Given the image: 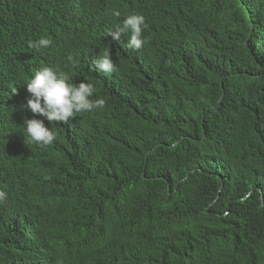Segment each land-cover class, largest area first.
Returning <instances> with one entry per match:
<instances>
[{"label": "trees", "instance_id": "trees-1", "mask_svg": "<svg viewBox=\"0 0 264 264\" xmlns=\"http://www.w3.org/2000/svg\"><path fill=\"white\" fill-rule=\"evenodd\" d=\"M137 12L145 52L109 35ZM45 66L106 105L41 146ZM0 191V264H264V0H0Z\"/></svg>", "mask_w": 264, "mask_h": 264}, {"label": "clouds", "instance_id": "clouds-1", "mask_svg": "<svg viewBox=\"0 0 264 264\" xmlns=\"http://www.w3.org/2000/svg\"><path fill=\"white\" fill-rule=\"evenodd\" d=\"M119 17L118 11L113 13ZM157 26L146 25V18L142 13H132L127 15L122 24L117 26L115 31L109 33L111 38L122 41V36H127V47L137 51L151 50L152 45L147 43L145 34L158 31ZM150 38V37H148ZM115 41V48L118 47ZM52 40L47 36H40L31 46L40 49H47L51 46ZM116 54V52H115ZM118 60V58L116 57ZM92 66L94 71L97 68L105 73H112L116 70L114 56L111 51H104ZM26 90L29 93L26 104H21V108H27L33 114L27 115L24 120L26 137L37 145L48 146L54 142L55 133L51 129L57 124L67 123L70 118L77 114L90 113L96 109H103L106 105L104 98L94 95L93 84L81 81L78 84L71 83L70 77L62 70L51 66H45L36 71L27 79ZM17 90H13L15 94ZM38 114V115H37ZM6 198V194L0 191V201ZM263 198V197H262Z\"/></svg>", "mask_w": 264, "mask_h": 264}, {"label": "bare ground", "instance_id": "bare-ground-1", "mask_svg": "<svg viewBox=\"0 0 264 264\" xmlns=\"http://www.w3.org/2000/svg\"><path fill=\"white\" fill-rule=\"evenodd\" d=\"M211 10V9H210ZM204 13V12H203ZM217 14V13H216ZM250 82V81H249ZM245 84V83H244ZM260 90V89H259ZM241 117V116H240ZM150 118V117H149Z\"/></svg>", "mask_w": 264, "mask_h": 264}, {"label": "water", "instance_id": "water-1", "mask_svg": "<svg viewBox=\"0 0 264 264\" xmlns=\"http://www.w3.org/2000/svg\"><path fill=\"white\" fill-rule=\"evenodd\" d=\"M262 201H263V198H262Z\"/></svg>", "mask_w": 264, "mask_h": 264}]
</instances>
